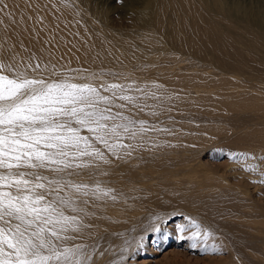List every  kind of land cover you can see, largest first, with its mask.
<instances>
[{
	"label": "rangeland",
	"instance_id": "1",
	"mask_svg": "<svg viewBox=\"0 0 264 264\" xmlns=\"http://www.w3.org/2000/svg\"><path fill=\"white\" fill-rule=\"evenodd\" d=\"M64 2L88 38L66 31L84 41L75 54L65 60L66 43L26 40L0 47V61L13 63L12 50L17 62L55 65L58 76L43 73L53 80L78 77L70 69L102 72L93 83L130 86L125 94L143 110L123 102L120 111L148 129L135 139L122 135L126 147L117 154L95 143L108 163L69 158L73 167L62 174L40 170L88 185L89 195L74 200L77 212L65 209L82 218L65 244L82 245L91 264H264V0ZM81 161L90 166L76 167ZM97 184L110 194L92 195ZM193 221L210 230L207 245L219 251L188 246Z\"/></svg>",
	"mask_w": 264,
	"mask_h": 264
},
{
	"label": "snow or ice",
	"instance_id": "2",
	"mask_svg": "<svg viewBox=\"0 0 264 264\" xmlns=\"http://www.w3.org/2000/svg\"><path fill=\"white\" fill-rule=\"evenodd\" d=\"M29 10L36 12L40 5L23 0V4L13 3L10 8L5 0H0V25L7 32L13 25L26 23L32 19ZM16 55L12 54L11 64L0 61V70L11 74H0V189H7L0 190V264H91L90 255L82 245L65 244L75 238L67 233L79 232L82 226V218L66 215L65 209L77 212L74 200L81 194L89 195L88 185L73 184L63 176L49 179L40 170L62 174L73 167L69 158L95 157L108 163L94 144L102 143L117 154L126 147L120 142L122 135L135 139L139 133L146 132L145 121H139L137 128L120 111L126 106L123 102L142 111L143 101L125 94L131 90L130 86L126 89L117 83L94 84L93 81L101 80L102 72L82 75L79 69L69 70L76 72L84 83L74 82L77 76L45 79L46 71L51 76L59 75L55 65L49 69L47 64L43 68L40 63L24 64L23 57L16 61ZM28 59L37 57L32 55ZM101 88L111 96L104 95ZM117 99L122 103L112 114ZM80 129H87L90 135L82 136ZM89 166L83 161L76 165ZM65 189L70 191L66 196L61 195ZM110 192L111 189L105 190L97 184L92 195L103 198ZM50 194H55V199H49ZM192 227L196 230L186 237L192 241L190 248L219 251L217 245L212 244L210 249L207 245L212 235L209 229L202 230L195 221Z\"/></svg>",
	"mask_w": 264,
	"mask_h": 264
},
{
	"label": "bare ground",
	"instance_id": "3",
	"mask_svg": "<svg viewBox=\"0 0 264 264\" xmlns=\"http://www.w3.org/2000/svg\"><path fill=\"white\" fill-rule=\"evenodd\" d=\"M5 2L9 4L10 8L13 3L18 2L23 4V0H5ZM31 3L33 5H40V10L36 12L29 10V15L32 16V19H29L26 23L21 22L18 25L11 26L7 29V32L0 25V47L8 45L22 47L23 44H26V40L38 46H46V48L60 46L59 43L65 46L66 43L70 49L66 53H63L61 58L68 59L69 53L77 50L76 45L84 42L81 35L87 38V34L82 30V21L76 19V12L68 9L69 6L65 7V2L61 3V0H31ZM17 19L19 20V15H17ZM76 30H79L81 35L74 37L71 35L65 36L66 31ZM50 39L51 43L48 42ZM8 51L12 52V54L14 53L12 50Z\"/></svg>",
	"mask_w": 264,
	"mask_h": 264
}]
</instances>
